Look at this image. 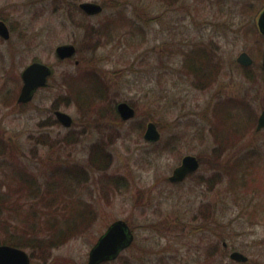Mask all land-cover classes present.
Returning a JSON list of instances; mask_svg holds the SVG:
<instances>
[{
    "label": "rangeland",
    "instance_id": "374dc122",
    "mask_svg": "<svg viewBox=\"0 0 264 264\" xmlns=\"http://www.w3.org/2000/svg\"><path fill=\"white\" fill-rule=\"evenodd\" d=\"M81 1L97 2L102 10L87 15L74 7ZM249 2L252 10H243ZM263 6L264 0H0V18L11 27L8 41L0 36L6 152L0 181L13 192L15 168L42 185L58 179L50 205L36 203L40 212L59 215L64 203L67 209L78 203L94 214L85 230L44 249L45 262L35 253L31 264H85L97 237L118 218L128 222L134 241L104 264H222L231 249L248 256V262L232 264H264V128L255 130L264 107V37L255 23ZM113 17L128 23L118 21L112 35L94 30ZM64 43L73 44L75 54L59 60L54 49ZM193 43L219 65L215 81L204 88L183 70V50ZM242 51L254 59L248 67L236 61ZM32 60L52 66L47 85L25 106L6 104V88ZM88 74L100 79L104 91L85 106L73 95L78 84L90 95ZM229 98L241 104L216 113ZM119 101L135 108L133 118L118 116ZM54 108L71 115L69 128L54 121ZM148 121L160 132L156 142L143 138ZM233 125L238 130L230 131ZM95 144L109 153L105 169L91 166ZM185 154L198 156L200 167L171 182L168 176ZM235 157L251 162L244 183L241 171L234 179L226 171ZM71 166L80 172L69 174ZM19 194L8 204L23 203L24 210L33 200ZM203 208L208 218L200 216Z\"/></svg>",
    "mask_w": 264,
    "mask_h": 264
},
{
    "label": "trees",
    "instance_id": "16d2710c",
    "mask_svg": "<svg viewBox=\"0 0 264 264\" xmlns=\"http://www.w3.org/2000/svg\"><path fill=\"white\" fill-rule=\"evenodd\" d=\"M165 1L169 3L174 2V0ZM253 5L254 3L251 2L245 3L243 5V10H252ZM74 7L80 10V12H83L79 7L75 5ZM119 18L120 20H118V17H113L102 25L96 27L94 30L103 35H112L113 32H116L118 28L121 27L119 26L118 21L121 25L128 23L127 18ZM192 45L193 48L183 50V70L186 74L192 76L193 80H195L196 87L204 88L215 81L217 74L219 73V65L217 64L216 66V62L212 58V53L202 47L203 45L201 46V44L199 45L195 43ZM85 77L87 82L86 87H89L87 92L90 91V95H86V88L81 89L79 84L77 85L78 87L75 91V95H73L71 85H75L74 81L69 77L68 78L70 80L67 81L68 89L71 90L73 98L80 104L87 106L94 103L95 99L98 101L104 90L102 84L100 83V79L96 78L94 74H88L85 75ZM92 91H95L97 96H99L94 97ZM218 104L219 105L216 109H214L216 113H219L220 106H225L228 110H230L232 106L240 105L241 103H238L236 99L229 98L225 104ZM113 111L114 115L117 117V111L115 112V109H113ZM248 112L250 113V111ZM249 118L251 119L252 115H250ZM54 121L57 122L56 119H54ZM218 122L220 124L224 123L222 117L218 119ZM234 130H238L237 125H233L230 129V131ZM4 148L5 144H3V138L0 136V155H5L6 152L4 151ZM90 160L92 167L105 169L109 165L110 156L109 153L102 149L99 144H95L91 149ZM250 163L251 162L248 160L246 161L245 157H235L234 160L226 166V171L229 174L233 172L235 173L232 179L236 176L237 171H241V177L244 180V174L249 171L248 167L250 166ZM80 170V167L72 168L71 166L67 172L69 174H77ZM12 175L13 179H11V181L14 182L13 192L9 188L5 189L4 186L7 184L0 181V243L10 244L21 248L28 247L32 249V254H30L31 258L37 255L40 260L45 262L46 260L43 259H45L47 254L43 257L41 256V253L42 255L45 253L44 249L47 250V248L50 249L54 247V245H60L65 240L85 230L88 223H90L89 218L91 219L94 215L93 211L88 210L86 206H81L78 203H73V205L69 206L67 209L68 206L64 203V210L62 211L64 212L63 214L59 213V215H57L55 211H52L53 214L50 216L49 212H40L36 203L40 200V204L42 203L43 205L41 208H46V203H49L47 204V206H49L52 199L51 194L60 180L53 178L51 181L43 184L45 185L44 187L41 182L37 180L35 175L29 176L25 171H22L21 168H15ZM68 180L69 179L66 177L63 183L66 184ZM113 180H116V178ZM244 182H246V180L241 181L240 183ZM51 185L53 186L49 189V186ZM17 193H20L19 195H22L23 197H29L33 200L28 207H24V210L21 206L23 203H21V205L8 204L13 195ZM65 210L68 211L65 212ZM8 214L17 215L18 218L13 219L12 217H9Z\"/></svg>",
    "mask_w": 264,
    "mask_h": 264
},
{
    "label": "water",
    "instance_id": "95a60500",
    "mask_svg": "<svg viewBox=\"0 0 264 264\" xmlns=\"http://www.w3.org/2000/svg\"><path fill=\"white\" fill-rule=\"evenodd\" d=\"M78 7L87 15L100 13L102 6L93 1H81ZM256 25L261 34L264 35V7L260 10L256 18ZM0 36L9 37V30L6 23L0 20ZM75 46L71 43L59 44L54 49L57 59L63 60L71 58L75 54ZM237 62L242 65H249L253 62L252 57L242 51L236 57ZM77 63V61H75ZM261 65L264 69V45L262 49ZM52 74V66L41 62L33 61L26 65L21 71L22 86L19 91L17 101H30L38 88L47 84ZM116 111L123 120H129L135 115V108L127 101H119L116 104ZM55 118L64 127L72 125V117L61 109L53 111ZM264 128V108L261 110L257 118L255 130ZM143 138L150 142H156L160 138V132L153 121H148L145 126ZM199 167V161L193 154H185L182 156L179 165L175 166L168 179L171 182L182 181L185 176L194 172ZM134 239V233L128 222L123 218H118L110 222L106 229L97 237L88 251L87 261L85 264H100L104 261H110L125 248L129 247ZM229 258L235 261H246L248 256L240 251L233 250L229 254ZM0 264H31L29 253L21 247L10 244L0 243ZM224 264H230L225 262Z\"/></svg>",
    "mask_w": 264,
    "mask_h": 264
},
{
    "label": "flooded vegetation",
    "instance_id": "af4514ba",
    "mask_svg": "<svg viewBox=\"0 0 264 264\" xmlns=\"http://www.w3.org/2000/svg\"><path fill=\"white\" fill-rule=\"evenodd\" d=\"M0 20H3V19H1L0 18ZM4 22H5V20H3ZM6 23V22H5ZM6 25H7V27H8V30H9V37L8 38H3L2 37V39L4 40V41H8L9 39H10V36H11V27L6 23ZM263 37H264V35L263 34H261ZM251 56V55H250ZM252 57V56H251ZM261 58H262V54H261ZM252 59H253V57H252ZM254 60V59H253ZM33 61H40V60H32V61H30V62H28L26 65H28L29 63H31V62H33ZM237 61V60H236ZM239 63V62H238ZM253 63V62H252ZM251 63V64H252ZM240 64V63H239ZM251 64H249V65H251ZM25 65V66H26ZM241 66H244V67H248L249 65H242V64H240ZM24 66V67H25ZM262 66V65H261ZM23 67V68H24ZM23 68H22V70H23ZM263 69V68H262ZM21 70V71H22ZM19 77H20V80H19V78L16 76L15 77V83H12L11 84V86H9L8 88H6V93L4 94L5 95V100H4V102L6 103V104H9V103H12V102H15V104H17V105H19V106H25L26 104H28L30 101H28V102H25V103H23V102H18L17 101V97H18V94H19V91H20V89H21V86H22V83H23V81H22V78H21V72H20V74H19ZM8 80L9 81H11V76H8ZM20 81V86H18V82ZM47 85V84H46ZM44 87V86H43ZM43 87H40V88H43ZM40 88H38V89H40ZM17 89H18V92H17ZM37 89V90H38ZM17 92V93H16ZM36 93V92H35ZM16 94V95H15ZM35 95V94H34ZM34 97V96H33ZM264 108V107H263ZM262 108V109H263ZM56 108H54V110H55ZM53 110V111H54ZM261 112V111H260ZM260 114V113H259ZM258 118V117H257ZM56 119V118H55ZM57 120V119H56ZM58 123H59V121H57ZM256 123H257V121H256ZM67 128H69V127H67ZM259 131V130H258ZM196 156V155H195ZM197 157V159H198V161H199V167H200V164H201V160H200V158L198 157V156H196ZM179 165V164H178ZM198 167V168H199ZM197 171V170H196ZM196 171H194V172H191V173H189V174H187L186 176H185V178L184 179H186V178H188V177H191ZM214 173H216V172H213V174ZM214 177V176H213ZM183 179V180H184ZM182 180V181H183ZM182 181H179V182H182ZM179 182H174V183H179ZM206 208H208L207 206H206ZM213 208H211V210H212ZM210 210V211H211ZM205 208H203L202 210H201V212L200 213H204V214H202V215H200L201 217H204L205 215H207V212L205 213ZM207 211H208V209H207ZM206 218H208L207 216H205ZM133 231V230H132ZM134 233V232H133ZM133 241H134V239H133ZM132 241V242H133ZM222 246L224 247V248H228V246H229V244H228V242L227 241H225V240H223L222 241ZM126 249V248H125ZM124 250V249H123ZM122 250V251H123ZM233 250H237V251H240V250H238V249H231L230 251H229V253H228V257H229V254H230V252H232ZM121 251V252H122ZM121 252L117 255V257L115 258V259H117L118 257H119V255L121 254ZM240 252H242V251H240ZM243 253V252H242ZM230 259V258H229ZM114 260V259H113ZM110 261H112V260H110ZM231 261H235V260H229V261H224L222 264H224L225 262H229L230 264H232L231 263ZM106 262H109V261H104V262H102V263H100V264H104V263H106ZM238 262H243V263H246V262H248V259L246 260V261H238Z\"/></svg>",
    "mask_w": 264,
    "mask_h": 264
}]
</instances>
